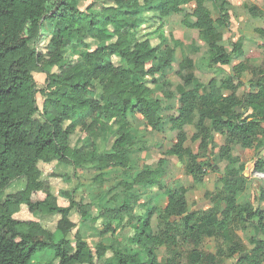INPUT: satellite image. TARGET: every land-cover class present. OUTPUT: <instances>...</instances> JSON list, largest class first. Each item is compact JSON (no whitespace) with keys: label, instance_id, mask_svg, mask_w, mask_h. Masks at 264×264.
Instances as JSON below:
<instances>
[{"label":"trees","instance_id":"trees-1","mask_svg":"<svg viewBox=\"0 0 264 264\" xmlns=\"http://www.w3.org/2000/svg\"><path fill=\"white\" fill-rule=\"evenodd\" d=\"M86 1L0 0V264H34L33 257L45 251H51L46 264H93L94 259L103 264H161L158 250L174 256L179 241L199 246L205 239L220 245L212 252L193 249V264H226L229 257L231 264H264V210L240 201L248 183L242 175L245 166L232 151L234 145L264 148V51L244 53L234 44L231 54L226 52L219 30L229 26L227 0H212L215 18L205 0H194L192 13L178 21L175 16L191 0H110L111 5L98 7L94 2L99 0H93L79 8ZM248 11L252 17L263 14L257 6ZM149 12L160 22L153 32L158 34L156 46L138 36ZM45 22L50 29L43 27ZM178 29L197 32L207 54L204 67L212 74L206 83L195 76L191 58L175 61L176 49L183 46L173 36ZM159 30H167V37ZM257 34L264 40L263 29ZM85 38L100 45L82 51ZM186 46L192 54L200 50L193 40ZM36 73L46 76L42 89L35 85ZM169 75L180 80L174 89ZM243 86L247 92L240 98ZM37 94L43 99L41 110ZM173 99L178 107L165 118L163 104ZM137 119L151 132L174 138L163 154L186 158V173L194 181L212 171V160L224 164L208 195L213 207L191 212L183 187L166 189L161 207L157 198L141 203L132 193L135 188L165 189L163 179L169 172L162 158L152 168H143L130 184L118 182L110 188L107 203L113 206L99 205L96 217L88 205L74 200L73 191L63 194L68 205L59 206L38 163L62 164L74 171L91 166L98 171L93 182L101 186L106 170H128L133 155L146 151L135 135ZM191 125L195 133L190 141L198 153L185 146L186 127ZM76 130L83 137L74 147L70 136ZM112 130L116 137L109 151H99L97 139ZM217 135L224 143L210 161L206 155ZM254 170L264 174V158L255 162ZM20 178L25 179L24 189L5 196L6 187ZM118 187L121 191L115 192ZM259 199L264 203V188ZM22 206L38 214L39 221L18 219ZM135 207L144 213L137 214ZM74 209L88 225L104 221L98 230L101 237L114 236L120 227L131 228L133 234L125 243L112 238L92 251L78 233L74 241L67 239L76 228L69 218ZM157 211L165 227L154 233L150 221ZM50 223L54 232L43 226ZM165 264H172L171 259Z\"/></svg>","mask_w":264,"mask_h":264},{"label":"rangeland","instance_id":"rangeland-1","mask_svg":"<svg viewBox=\"0 0 264 264\" xmlns=\"http://www.w3.org/2000/svg\"><path fill=\"white\" fill-rule=\"evenodd\" d=\"M93 0H88L86 2H82L79 4V8L84 9L86 6L93 4ZM208 7L211 9L212 16L215 18L217 16V10H215L213 4H210V0H208ZM111 5L110 0H99L95 1V7L100 5ZM146 23L143 29L139 31L138 36L149 38L151 40V44L156 46L159 44L158 34L153 33L154 30L160 24L159 20H157L153 16V12H149L145 14ZM181 18V17H180ZM172 20V19H171ZM175 21H178L179 18L175 16ZM168 21L169 23L176 22ZM168 23V27L169 26ZM174 25H171L172 27ZM45 29H50V24L45 22L43 24ZM232 30V31H231ZM226 30V28H221V31L224 35V40H226V52L231 54V49L234 44H240L243 46L244 51L252 50L254 52H258V45L254 40L260 39L253 32L243 33L240 29L234 30ZM234 30V31H233ZM243 33L241 37L239 32ZM163 33L165 37H167V30L160 31L159 34ZM175 36L182 40L183 46L181 49H177L175 51V61H180L184 57H189L194 62V74L195 76L203 83H206L212 74L207 71L204 67L207 64V54L202 49V43L199 41L197 32L192 30H175ZM189 40H193L195 46L200 48L197 53L192 54L187 48V43ZM85 48L82 51H92L100 44L92 39L85 38ZM162 46V45H161ZM163 48V46H162ZM261 51V50H260ZM115 64H118L117 59H113ZM264 69V64L263 67ZM247 77L243 79L244 82H247ZM168 80L172 84L173 89L176 85L180 84V80L174 76L169 75ZM34 81L37 89H42L46 86V76L42 73H36L34 75ZM247 92V87L243 86L239 89L238 94L240 98ZM157 97H160L159 95ZM36 101L39 110H41L43 99L39 94L36 95ZM178 107L177 99H173L171 101L165 102L163 104L164 112L163 116L166 118L170 114H173ZM36 119L41 121L39 115L35 116ZM196 120L194 121V124ZM135 135L137 139L143 141L146 145V151L137 152L133 155V160L130 163L128 170H122L119 168H112L105 171L104 181L101 186H98L93 182V179L96 175H98V171L95 168L88 166L85 169L74 171L71 167L65 166L62 164H43L38 163V168L42 173V178L49 183V186L56 196V202L59 206H67L68 200L63 194L66 192H74V200L77 203H82L88 205L91 209V215L96 217L99 212L100 206L112 207L113 205L107 203V200L113 193H109L108 190L113 188L118 182H125L130 184L135 176L143 170L145 167H153L156 164V161L159 158L163 159V167L168 170L169 173L165 175L163 179V185L165 189L153 188L150 190H146L144 188H135L132 190V193H137L140 202H146L148 200L158 199L159 206H163L165 204V195L164 191L168 188L179 189L181 187L185 188L187 191V201H188V209L191 212H203L213 207V203L208 198V195L212 192L214 183L217 178L221 177L224 173V164L219 163L218 161L213 162L212 171H207L204 177L200 181H194L187 173L186 166L188 165V160L183 158L179 161L175 157L165 156L164 151L170 147L174 139L172 136L166 138V134L164 133H154L151 132L149 128H147L142 120L137 119L134 123ZM166 131V130H165ZM167 132V131H166ZM195 133V126L191 125L186 127V135L187 142L186 148L192 149L195 153H198L197 145L192 144L190 139L192 135ZM82 135L76 130L74 134L70 136V144L71 146L77 147L81 144ZM114 130L109 133L104 134V136L100 137L96 141L97 149L101 152H107L110 149V146L115 139ZM224 140L216 136L215 143L210 145L209 153L206 155L207 158L211 159L214 157L213 154L218 152V147L223 145ZM233 154L240 158L241 162L244 164L245 168L242 172V175L245 177L246 182L248 183L247 189L239 195V199L242 202L249 203L254 209L258 207L264 210V203L261 202L260 198V190L264 188V174L255 172L254 166L255 162L264 158V148H260L257 150L254 149H242L238 145L233 146ZM25 179L20 178L8 185L4 191V195H11L21 192L25 187ZM121 188L118 187L115 192H120ZM108 204V205H107ZM100 205V206H99ZM137 214H143L144 211L135 207ZM159 211L153 215L150 221V225L154 233H159L165 227V222L162 221L158 217ZM18 219L23 220H33L39 221L38 214H29L25 208L22 206L20 212L18 214ZM70 220L76 224V228L67 236V239L74 241V234L78 233L81 238L88 244L89 248L94 251L95 246L98 243L109 244L112 238L118 240L121 243H125L127 237H130L133 234V231L129 227H125V229L116 228V233L114 236L108 234L106 236L101 237L99 235V229L103 226L104 221L102 219H98L95 224L88 225L87 222L80 219L79 213L74 209L70 216ZM46 230L49 232L55 231V225L53 223L44 224L43 225ZM240 236V234H239ZM220 245V242H215L212 239H205L200 242L199 246L190 245L189 243L179 241V246L176 249V254L172 256L166 249H160L157 251L158 260L161 264H165L167 259H171L172 264H193L191 261L192 252H198L199 250L202 252L214 251L216 245ZM193 250V251H192ZM245 250H249V247H245ZM192 253V254H191ZM111 253H107V257L109 258ZM51 258V251H45L39 253L34 256L32 262L34 264H46ZM233 262V258L229 257L226 261V264H231ZM93 264H103V261H96L94 259Z\"/></svg>","mask_w":264,"mask_h":264},{"label":"crops","instance_id":"crops-1","mask_svg":"<svg viewBox=\"0 0 264 264\" xmlns=\"http://www.w3.org/2000/svg\"><path fill=\"white\" fill-rule=\"evenodd\" d=\"M207 2H208V0H205V6L208 9H210L208 7ZM227 2L229 5V8H228L229 26L223 27V28H226V30H231L232 28H234L235 31L240 29L243 33L251 31V32L255 33L257 36H258V34H257L258 29L264 30V5L262 4V0H227ZM210 4L212 5V0H210ZM253 6H257V7L261 8L263 14L260 16H257V17L250 16L248 9L253 7ZM194 8H195V1L191 0L188 4L183 5L181 7V12L178 13L177 17L179 19H182L184 13H192ZM219 31L222 35V38L224 39V35L221 31V28ZM238 32H239V34L242 33L240 31H238ZM243 33L240 34L241 37L243 36ZM173 36L176 40L182 42V44L184 43L182 40H179L175 36V33H173ZM259 38L260 39L255 38L256 40H254V41L259 47V50L257 49V51L263 52L264 51L263 50L264 40L261 37H259ZM238 45H240V44H238ZM240 47L244 53H247V51L243 50V46L240 45ZM248 52H252V50H249Z\"/></svg>","mask_w":264,"mask_h":264}]
</instances>
